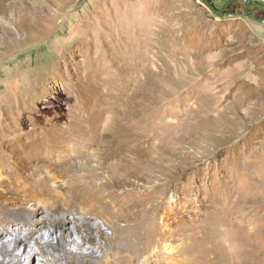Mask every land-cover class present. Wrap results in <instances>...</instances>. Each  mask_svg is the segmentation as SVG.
<instances>
[{
    "label": "rangeland",
    "instance_id": "374dc122",
    "mask_svg": "<svg viewBox=\"0 0 264 264\" xmlns=\"http://www.w3.org/2000/svg\"><path fill=\"white\" fill-rule=\"evenodd\" d=\"M261 20L264 0H0V154L29 141L84 154L102 145L104 154L78 175L62 165L91 189L89 200L54 208L6 200L0 235L10 239L3 227L12 225L34 235L3 243L2 264H39L41 248L58 264H142L163 248L173 257L149 264H264ZM13 126L16 139L6 131ZM27 174L33 189L50 192L45 171ZM121 181L105 202L106 185ZM172 195L177 215L159 214L171 213ZM79 206L114 233L91 241V252L78 250L89 244L83 227L48 238L39 224L4 215L32 210L53 225Z\"/></svg>",
    "mask_w": 264,
    "mask_h": 264
},
{
    "label": "bare ground",
    "instance_id": "6f19581e",
    "mask_svg": "<svg viewBox=\"0 0 264 264\" xmlns=\"http://www.w3.org/2000/svg\"><path fill=\"white\" fill-rule=\"evenodd\" d=\"M7 130H8L9 136L12 137L14 135L13 138L15 139L18 137L19 130L16 127L14 126L10 127L6 129V131ZM18 146H19L17 147L18 151L16 152L11 151L10 155L0 154V209L3 204L7 203L6 200H21L24 203L40 202L50 208H54L55 206L54 203L55 204L62 203V205L63 204L66 205L68 202V197L75 198L77 196H82V197H86V200H89L88 194L91 189L89 190V188L85 186L82 181L79 182L77 178H67L66 177L67 174L62 170V165L63 164L73 165L74 169L77 171L75 173L77 174L80 172L79 170H82L85 168L84 167L86 166L85 164H90V162L93 160V157L96 159L98 157L102 158L104 154L100 152V150L98 149L99 146L102 147V145L88 144L87 146H89L90 149L87 154L82 153V151L80 152L76 149H73L74 147L66 142L60 145L50 144L47 147H43L37 144L36 146H34L29 141V142H25V144H20ZM29 149L32 150L33 157H29L31 153ZM14 155H15L14 157L15 161L11 162L10 159ZM83 164L84 166L82 167ZM54 166H58V168L60 169L59 176H58L60 178V181L59 180L57 181L56 177L51 175V172ZM28 170L29 171L31 170L43 171V172L45 171L47 174L46 179L48 181H51V186L49 187L50 192L45 194L44 189L42 188L43 186L39 187L38 189L36 188L33 189L32 184L29 181L30 175L27 174ZM83 178H88L91 182H93L94 180H98L96 176H90V175H86ZM124 184L125 182L123 183L122 181L120 183H114V182L108 183L104 189V192H105L104 195H106L105 202L112 201L115 195L118 194L116 187H121V185H124ZM144 194L146 193H143L141 191V193H138V196L144 195ZM170 198L174 199L173 201L167 203L170 209V212H171L172 209H176V207H178V204H176L177 202L176 195H175V198L173 197V195ZM129 201H131V198ZM131 204L132 205H128L130 206V208L131 206L133 208H138V206L140 205L139 203H136V202L135 204L133 203ZM158 210L160 212L159 214L161 215L166 214V213H168L169 215H174V216L177 215V212L175 211L174 213L172 212L169 213V211H167V209H165L163 206H161ZM90 211H91V206H85V207L79 206L76 209H72L69 212V214L68 213L60 214L57 217V219H55V222L53 225H50L47 222H45L46 216L43 214L38 215L39 220L37 219V221H35L33 219V216L35 215V213L32 210L26 211L25 213H21L19 211L4 209V215L9 219V221H16V222L18 221L22 223V225L37 226L39 224L40 229H42V231L48 235V238H56L58 235V232L68 231L69 226L75 227L76 228L75 230H77V228L83 227L85 233H82L80 238H82V240L84 239V241H87L89 244H88V247L87 245L86 246L84 245L82 247H79L78 250L80 252L84 250H86L87 252H91L94 249V248L93 249L90 248L91 246H93V244H90L91 241L97 242L98 238H102V237L105 238L107 237V235L114 236V233L112 231V227L109 225L107 221L108 219H106L104 216L102 217L104 225H106L108 229L111 230L110 235L109 233H106L104 231V229L100 226L99 223L96 222L95 219L87 215V214H90ZM63 224H66V225L68 224L67 228L63 227L64 226ZM3 229L5 230V232L10 234V239H7L3 237L2 235H0V250L4 248L6 253H9V249H7L3 243H5L7 240H11L15 245H21L20 240L22 236H20V233L22 234V231L24 232V236L26 237V239H28L27 238L28 235H31V236L34 235V232L30 230L29 228H21L17 226L14 227V225L10 227V230L7 227H3ZM86 236H87V239H86ZM74 240L76 241L77 239L75 238ZM27 245L30 247L32 251L35 252L36 248L32 244H27ZM101 247H102L101 245L98 246V248H101ZM15 248L16 246L13 247V249ZM127 248H130V245L123 247L122 249H127ZM39 251H40L39 264H48V262H50L51 264H58V258H52L51 260H49L47 257H45L42 248L41 250H36L35 253L38 254ZM152 257L164 259L167 257L172 258L173 255L169 254V252L165 251L163 248L160 251L159 250L154 251ZM152 257L143 259L142 264H149L150 260H153ZM6 259H7V255L2 254L0 264H2V262H5ZM179 261L189 264L188 261L185 262L182 258H180L176 262V264H180Z\"/></svg>",
    "mask_w": 264,
    "mask_h": 264
},
{
    "label": "water",
    "instance_id": "95a60500",
    "mask_svg": "<svg viewBox=\"0 0 264 264\" xmlns=\"http://www.w3.org/2000/svg\"><path fill=\"white\" fill-rule=\"evenodd\" d=\"M264 23V20H261Z\"/></svg>",
    "mask_w": 264,
    "mask_h": 264
}]
</instances>
